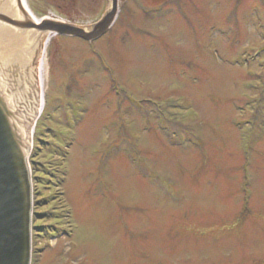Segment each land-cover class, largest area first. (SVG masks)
Listing matches in <instances>:
<instances>
[{
  "label": "rangeland",
  "instance_id": "1",
  "mask_svg": "<svg viewBox=\"0 0 264 264\" xmlns=\"http://www.w3.org/2000/svg\"><path fill=\"white\" fill-rule=\"evenodd\" d=\"M118 1L40 56L32 264H264V0Z\"/></svg>",
  "mask_w": 264,
  "mask_h": 264
},
{
  "label": "water",
  "instance_id": "2",
  "mask_svg": "<svg viewBox=\"0 0 264 264\" xmlns=\"http://www.w3.org/2000/svg\"><path fill=\"white\" fill-rule=\"evenodd\" d=\"M117 0L81 26L60 19L37 22L23 0H0V264H29L32 182L28 157L40 111V56L49 33L93 40L107 31ZM28 31L34 40L28 42Z\"/></svg>",
  "mask_w": 264,
  "mask_h": 264
},
{
  "label": "bare ground",
  "instance_id": "3",
  "mask_svg": "<svg viewBox=\"0 0 264 264\" xmlns=\"http://www.w3.org/2000/svg\"><path fill=\"white\" fill-rule=\"evenodd\" d=\"M25 3L27 4V1L25 0ZM28 34V44H29V41H33L35 37H33V33L31 31H28L27 32ZM42 80V78L40 77V81ZM42 83V82H41ZM42 85V84H41ZM43 106V99H42V104H41V108Z\"/></svg>",
  "mask_w": 264,
  "mask_h": 264
},
{
  "label": "flooded vegetation",
  "instance_id": "4",
  "mask_svg": "<svg viewBox=\"0 0 264 264\" xmlns=\"http://www.w3.org/2000/svg\"><path fill=\"white\" fill-rule=\"evenodd\" d=\"M53 2L57 3L56 0H52Z\"/></svg>",
  "mask_w": 264,
  "mask_h": 264
}]
</instances>
